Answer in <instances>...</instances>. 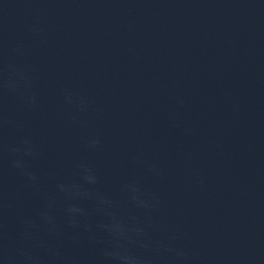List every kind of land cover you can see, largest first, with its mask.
<instances>
[{
    "label": "clouds",
    "instance_id": "clouds-1",
    "mask_svg": "<svg viewBox=\"0 0 264 264\" xmlns=\"http://www.w3.org/2000/svg\"><path fill=\"white\" fill-rule=\"evenodd\" d=\"M90 143H91L92 146H95L96 144L99 143V141H98V140H93V141H91ZM16 166H17V167H21V165H20L19 162L16 163ZM29 175H30V174H29ZM30 178H32V177L30 176ZM92 179H94V178H92Z\"/></svg>",
    "mask_w": 264,
    "mask_h": 264
}]
</instances>
